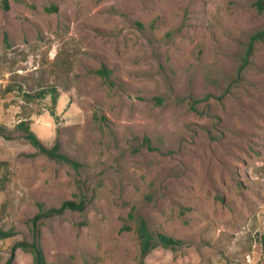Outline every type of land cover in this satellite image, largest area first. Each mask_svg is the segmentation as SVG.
Segmentation results:
<instances>
[{
  "label": "rangeland",
  "instance_id": "374dc122",
  "mask_svg": "<svg viewBox=\"0 0 264 264\" xmlns=\"http://www.w3.org/2000/svg\"><path fill=\"white\" fill-rule=\"evenodd\" d=\"M256 1L0 0V123L27 121L78 164L0 137V227L16 232L0 264L40 206L82 195V212L42 222L47 262L264 264V40L246 56L264 29ZM138 216L181 244L141 259ZM12 264L32 257L17 249Z\"/></svg>",
  "mask_w": 264,
  "mask_h": 264
},
{
  "label": "trees",
  "instance_id": "16d2710c",
  "mask_svg": "<svg viewBox=\"0 0 264 264\" xmlns=\"http://www.w3.org/2000/svg\"><path fill=\"white\" fill-rule=\"evenodd\" d=\"M255 8L258 12H264V0H257L254 3ZM264 40V29L253 34L248 42L246 56L250 57L253 49V45L256 41ZM96 73H98L105 81L110 79V71L105 66H101ZM52 90V100L56 103L57 94ZM38 98H41L42 92L38 93ZM14 133H20L22 139H24L29 145L35 149V153L31 157L36 155H42L49 160H53L57 163H62L71 166L75 171L78 169V164L70 159L65 154L61 153L58 146L54 145L52 148H47L35 133L30 129L27 121H20L16 124L13 130H8L3 124L0 123V137L11 140L13 139ZM1 165H7L6 163H0ZM87 205L86 196L82 195L79 200H67L62 202L59 207H53L44 209L42 206L39 207V211L28 220L29 239L15 242L10 251V256L4 264H12L14 254L17 249L23 252H27L32 257V264H54L46 261L42 246H41V225L46 219L58 216L64 211H77L82 212ZM130 217L133 218L132 214ZM134 232L138 241L139 256L144 259L152 250L157 247H162L175 251V249L181 244L177 239L167 236L163 233H152L147 225L146 220L143 217L135 218ZM16 236V232L13 228L4 229L0 227V240H8Z\"/></svg>",
  "mask_w": 264,
  "mask_h": 264
}]
</instances>
